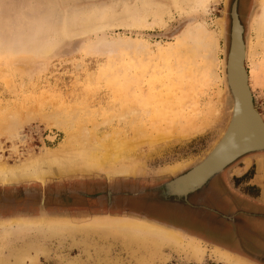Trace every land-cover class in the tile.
Listing matches in <instances>:
<instances>
[{"label":"rangeland","instance_id":"obj_1","mask_svg":"<svg viewBox=\"0 0 264 264\" xmlns=\"http://www.w3.org/2000/svg\"><path fill=\"white\" fill-rule=\"evenodd\" d=\"M260 11L264 0H254L244 42L264 119ZM230 28L229 0H0V168L55 165L61 171L45 177L54 187L125 180L157 197L150 189L197 164L227 127ZM160 210L171 219L169 203ZM217 211L222 227L206 215L202 230L233 231L240 251L264 264V233L259 246L249 222ZM17 223L0 228V264H246L142 222ZM141 224L169 240L131 231Z\"/></svg>","mask_w":264,"mask_h":264},{"label":"flooded vegetation","instance_id":"obj_2","mask_svg":"<svg viewBox=\"0 0 264 264\" xmlns=\"http://www.w3.org/2000/svg\"><path fill=\"white\" fill-rule=\"evenodd\" d=\"M253 1L229 0L230 43L233 19L235 18L242 41L245 44V16L247 10L252 7ZM262 120L264 122L263 118ZM197 164L171 180L152 187L150 192L157 197L146 196L145 194L148 192L146 188L128 184L125 180L106 181L104 183L88 182L85 188L84 186L75 187L67 184H58L55 185L56 187L52 184L25 188L0 187V228L8 227L11 223L12 226H17L18 221H30L33 226H39L41 220L48 221L52 226L57 222L56 225L59 227L62 226L61 224L67 225V223L92 220L142 222L172 231L180 238H186L190 242L203 243L230 259L233 258L246 264H263L258 258L240 251L239 239L236 235L234 236L233 231L226 229L220 231L217 228L216 230H202L200 223L207 215L213 217L211 224L215 221L221 222L220 224L217 223V227L221 228L223 221H225L224 217L227 216H222L217 210L231 212L235 217L236 215L240 217V220L243 218L250 223L251 229H255L257 233L255 238L258 245H262L264 200L261 199L260 188L264 189V178L262 179L264 168L261 165H264V150L240 157L222 172L209 179L201 188L185 197L172 196L170 190L164 185L186 174ZM258 169L261 171L262 177L255 180ZM251 182L254 184L256 182L257 185ZM242 185L247 187L244 189L245 191L238 189ZM207 199H209L210 204L206 203ZM165 203L170 205L171 219L162 215L167 210H160ZM249 207L252 210L250 213L247 209ZM256 253H258L257 250ZM139 258L143 262L145 257L142 258L141 255Z\"/></svg>","mask_w":264,"mask_h":264},{"label":"water","instance_id":"obj_3","mask_svg":"<svg viewBox=\"0 0 264 264\" xmlns=\"http://www.w3.org/2000/svg\"><path fill=\"white\" fill-rule=\"evenodd\" d=\"M247 52V46L242 41L234 18L225 66V84L231 104L229 122L218 142L199 164L164 185L172 196L185 197L201 188L240 157L264 150V122L254 107L249 88L245 68ZM46 183L40 184L44 186Z\"/></svg>","mask_w":264,"mask_h":264},{"label":"bare ground","instance_id":"obj_4","mask_svg":"<svg viewBox=\"0 0 264 264\" xmlns=\"http://www.w3.org/2000/svg\"><path fill=\"white\" fill-rule=\"evenodd\" d=\"M258 18L260 20L258 19L259 20L258 21L259 22V26L257 28L258 29L257 31H258L259 34H262V32H264V11L263 12L260 11V13L258 14ZM122 148H123L122 146H119L118 148H115V150H111L109 155L118 154L122 150ZM89 151H90L89 157L97 156V154L100 152L99 149H96L93 152H91V150H89ZM95 152H97V153H95ZM100 154H101V152H100ZM100 154H99V156H100ZM104 154H103V156H104ZM106 155L108 156V154H105V156ZM101 158H102V156H101ZM104 160H106V159H104ZM77 166H79V165H77ZM80 166H81V169H84V167H85V166H82V165H80ZM29 170L31 172L30 173H26ZM60 171H61V167H57L55 165L54 166L39 165V164H36V163L31 165V166H24V167H21V168L19 167L17 170H11V169L10 170H4L3 168H0V183H6L8 181L11 182L15 178H28V177L30 178V177H34V178H37L39 180V183H43L44 184V183H46V181H45V177L46 176L59 173ZM5 173H7V174H5ZM147 226L148 225H142V224L141 225H135L131 231L132 232H136V234H140V233H144V231L148 228V231H150L152 234L156 233V234H159V235H161L163 237V238H159L158 240H161V241H164L165 239L169 240L168 239L170 237V235L168 234L169 232L165 233L166 231L164 232L163 230L156 229L155 227H150L149 228ZM146 234H149V233L146 232ZM175 245H177V243H175Z\"/></svg>","mask_w":264,"mask_h":264},{"label":"crops","instance_id":"obj_5","mask_svg":"<svg viewBox=\"0 0 264 264\" xmlns=\"http://www.w3.org/2000/svg\"><path fill=\"white\" fill-rule=\"evenodd\" d=\"M262 165V167L264 168V165L263 164H261ZM261 165H260V167H261ZM257 168H259V166H257ZM261 171L258 169L257 170V175L255 176V180H258V179H260V177H262L260 174ZM264 172V171H263ZM264 177H262V179H263ZM252 184H254L253 182H251ZM255 184H256V182H255ZM254 184V185H255ZM257 185V184H256ZM260 194H261V199L262 200H264V197H263V194H264V189H262V187L260 188Z\"/></svg>","mask_w":264,"mask_h":264}]
</instances>
